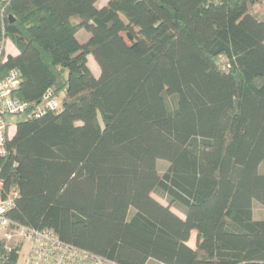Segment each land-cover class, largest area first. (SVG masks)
Listing matches in <instances>:
<instances>
[{
  "label": "trees",
  "instance_id": "obj_1",
  "mask_svg": "<svg viewBox=\"0 0 264 264\" xmlns=\"http://www.w3.org/2000/svg\"><path fill=\"white\" fill-rule=\"evenodd\" d=\"M99 1L0 0L12 96L61 95L7 140L9 219L116 264H264V0Z\"/></svg>",
  "mask_w": 264,
  "mask_h": 264
},
{
  "label": "built area",
  "instance_id": "obj_2",
  "mask_svg": "<svg viewBox=\"0 0 264 264\" xmlns=\"http://www.w3.org/2000/svg\"><path fill=\"white\" fill-rule=\"evenodd\" d=\"M4 47L0 45V64ZM19 85L15 70L2 73L0 67V157L7 153V140L13 135L15 124L11 118L40 119L49 111H57L59 103L52 89H48L39 102L25 103L12 96ZM18 196L14 188L6 189L0 177V239L13 245H29L23 264H116L87 251L62 243L52 230L33 229L12 222L8 213L14 208Z\"/></svg>",
  "mask_w": 264,
  "mask_h": 264
},
{
  "label": "rangeland",
  "instance_id": "obj_3",
  "mask_svg": "<svg viewBox=\"0 0 264 264\" xmlns=\"http://www.w3.org/2000/svg\"><path fill=\"white\" fill-rule=\"evenodd\" d=\"M108 0H100L98 3H97V7H101L102 5L106 4ZM262 9H263V5L258 3L256 4L254 7H253V10L255 12H258V11H261L262 12ZM84 35H86V33L84 31H80L79 35L77 36L78 39H81ZM88 35V34H87ZM14 51V48L12 46V44L10 43V41L8 39L5 40V43H4V53H5V56L8 54V53H12ZM89 67L90 69L92 70V72L95 74V75H98L99 73V69L95 63V61L93 60L92 57L89 56ZM60 99H61V95H58V98H57V101L58 103L60 102ZM22 118L18 117V118H11V121L13 124H16V121L18 120H21ZM168 167V164L165 162V161H157L156 163V168H157V172L158 174L162 175L166 169ZM261 172L264 173V167H261ZM152 198L155 199L157 202H159L160 204L166 206V202L160 197L158 196L157 194H151ZM174 213H176L179 217H182V214L180 212H178L177 210L175 209H171ZM253 211H254V217L256 219H263L264 218V208L259 205L258 203H254L253 205ZM13 241H10L8 242V245H13ZM26 247L24 248L23 252L26 251Z\"/></svg>",
  "mask_w": 264,
  "mask_h": 264
},
{
  "label": "crops",
  "instance_id": "obj_4",
  "mask_svg": "<svg viewBox=\"0 0 264 264\" xmlns=\"http://www.w3.org/2000/svg\"><path fill=\"white\" fill-rule=\"evenodd\" d=\"M105 5V4H104ZM103 6V5H102ZM101 6V7H102ZM79 33H80V31L77 33V36L79 35ZM87 37H88V35L86 34V35H84L80 40L81 41H84V40H86L87 39ZM13 46V45H12ZM13 48H14V51L12 52V53H8L7 55H11V56H16L17 54H18V51L15 49V47L13 46ZM88 65H89V57H88ZM14 131H15V129H14ZM13 134H14V132H13ZM193 239H194V237H192ZM1 240V239H0ZM192 240V239H191ZM190 247H194V244H193V242L191 241V242H189V244H188ZM27 248L26 249V251L25 252H23V250H24V248ZM28 251H29V245L28 244H23V245H21V251H20V253H19V260H18V264H23L24 263V261H25V259H26V257H27V255H28Z\"/></svg>",
  "mask_w": 264,
  "mask_h": 264
}]
</instances>
